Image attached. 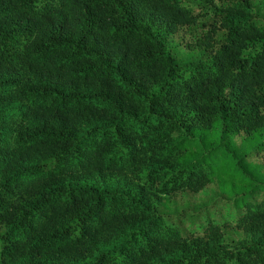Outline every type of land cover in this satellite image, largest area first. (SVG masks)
I'll use <instances>...</instances> for the list:
<instances>
[{
  "label": "trees",
  "instance_id": "1",
  "mask_svg": "<svg viewBox=\"0 0 264 264\" xmlns=\"http://www.w3.org/2000/svg\"><path fill=\"white\" fill-rule=\"evenodd\" d=\"M191 2L0 0V264H264V0Z\"/></svg>",
  "mask_w": 264,
  "mask_h": 264
},
{
  "label": "rangeland",
  "instance_id": "2",
  "mask_svg": "<svg viewBox=\"0 0 264 264\" xmlns=\"http://www.w3.org/2000/svg\"><path fill=\"white\" fill-rule=\"evenodd\" d=\"M185 2H188L190 4V7H192V8H195L194 6H197L198 5L195 2H191V0H185ZM177 40L185 42L186 41V36L183 35L182 38H179ZM184 53L182 52V55H184ZM183 59L186 62H192L193 61V55L187 54V56L186 57H183ZM216 189H217V185L216 184L210 185L209 188L204 193H202V194H200L199 196H196V197H191V199L193 201L199 202V203L200 202L203 203V202L209 201V198L212 196V194L215 193V190ZM238 238H239V235H237V234H230V239L237 240Z\"/></svg>",
  "mask_w": 264,
  "mask_h": 264
}]
</instances>
